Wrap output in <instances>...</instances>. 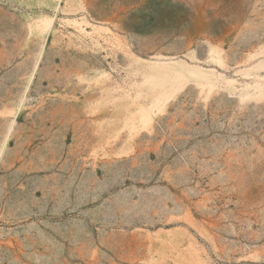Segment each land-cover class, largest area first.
Here are the masks:
<instances>
[{
    "label": "rangeland",
    "instance_id": "1",
    "mask_svg": "<svg viewBox=\"0 0 264 264\" xmlns=\"http://www.w3.org/2000/svg\"><path fill=\"white\" fill-rule=\"evenodd\" d=\"M12 124L0 264H264V0H0Z\"/></svg>",
    "mask_w": 264,
    "mask_h": 264
},
{
    "label": "bare ground",
    "instance_id": "2",
    "mask_svg": "<svg viewBox=\"0 0 264 264\" xmlns=\"http://www.w3.org/2000/svg\"><path fill=\"white\" fill-rule=\"evenodd\" d=\"M52 23H53V20H51V24H52ZM43 51H44V47L42 48L41 53H40V56H39V58H38V60H37V63H36V66H35V70H34V73L32 74L31 79H30V83H31L32 80L34 79V75H35V73H36V71H37V69H38V67H39V64H40V61H41V57H42V53H43ZM25 96H26V95H25ZM13 123H14V122H13ZM12 129H13V124L11 125L10 130H9V132H8V135L6 136V138H5V140H4L3 147H2V150H1V153H0V158H1V156H2V154H3V152H4V150H5V148H6L7 144H8V142H9V139H10V136H11V131H12Z\"/></svg>",
    "mask_w": 264,
    "mask_h": 264
}]
</instances>
